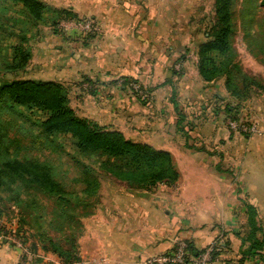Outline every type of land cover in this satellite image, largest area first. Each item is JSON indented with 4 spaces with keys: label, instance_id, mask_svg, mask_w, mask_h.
Segmentation results:
<instances>
[{
    "label": "crops",
    "instance_id": "1",
    "mask_svg": "<svg viewBox=\"0 0 264 264\" xmlns=\"http://www.w3.org/2000/svg\"><path fill=\"white\" fill-rule=\"evenodd\" d=\"M188 1L74 0L68 8L78 16L89 15L100 27L87 42L94 44L84 51L87 58L79 59L84 66L95 67V72L93 79L72 84L75 105L92 102L97 93L114 101L120 115L110 129L131 141L167 151L178 173L174 184L149 190L132 189L102 176L98 203L80 218L82 228L76 241L80 264H144L148 257L169 251L179 241L189 243L194 255L209 246L217 247L210 264L262 263L257 256L240 261V237L247 230L244 202L256 208L262 230L257 236L264 235V140L234 135L221 121L228 115L225 105L236 103L222 80L205 83L198 75L196 52L205 40L204 20L192 30V21L187 20L192 11ZM198 35L202 39L197 44L190 42ZM186 38L188 42H184ZM68 57L74 59V54L70 52ZM112 57L116 65L109 62ZM177 60L180 72L164 78L170 76L168 71ZM155 70L162 76L152 87ZM117 76L136 79L149 90L152 114L137 105L133 108L137 98ZM155 90H164L160 111L154 109ZM172 94L177 109L170 101ZM126 102H130V111L120 105ZM217 102L222 108H215ZM237 110L236 116H252L249 120H259L264 128V94L253 93ZM178 114L185 118L182 125L188 137L177 130ZM199 144L213 147L210 150ZM3 242L13 250L10 243ZM1 250L2 246L0 257ZM51 255L54 264H62ZM0 262L14 264L9 259Z\"/></svg>",
    "mask_w": 264,
    "mask_h": 264
},
{
    "label": "trees",
    "instance_id": "2",
    "mask_svg": "<svg viewBox=\"0 0 264 264\" xmlns=\"http://www.w3.org/2000/svg\"><path fill=\"white\" fill-rule=\"evenodd\" d=\"M6 1L9 6L2 4V12L14 13L23 25L15 36L3 31L0 25V77L28 66L32 58L29 40L37 36L39 25L52 20L54 29L62 19H79L70 9H57L41 0ZM233 8L234 0H213V17L204 32L205 40L197 45L196 69L205 83L223 79L225 91L236 103L225 105L224 111H234V117L237 108L253 93L264 94V87L244 73L236 60ZM177 63L178 60L171 68L174 76ZM174 97L172 94L170 101L177 109ZM4 115L27 119L40 130L37 154L13 147ZM184 119L178 114L177 130L188 137L182 125ZM100 175L142 190L172 185L178 179L170 153L126 139L117 130L76 115L70 107L68 89L60 82L0 78V201L9 198L17 207H27L26 216L40 237V249L57 256L62 264L81 262L76 243L82 228L80 218L89 215L98 203ZM48 201L53 204L51 212L45 208ZM243 206L247 230L240 237V261L257 256L264 264V235L257 236L262 230L256 208L247 202ZM78 210L82 212L79 214ZM188 246L194 255L189 243ZM32 248L35 250V246ZM216 255L213 253V258Z\"/></svg>",
    "mask_w": 264,
    "mask_h": 264
},
{
    "label": "rangeland",
    "instance_id": "3",
    "mask_svg": "<svg viewBox=\"0 0 264 264\" xmlns=\"http://www.w3.org/2000/svg\"><path fill=\"white\" fill-rule=\"evenodd\" d=\"M41 1L45 2L49 6L63 10H66L69 6L74 5V0ZM262 1L263 0H234L233 9L235 32L232 42L237 55L236 60L239 62L242 71L259 80L264 87V5H260ZM2 4L9 6V3H7L6 0H0V6ZM212 4L213 0L188 1V8L192 9V11L187 14V20L191 19L192 30L199 28V20H204V24H202L203 26L201 27L204 31L207 30L208 24L213 17ZM78 17V20L62 19L59 23H57V27L54 29L52 28V20H48V24L46 25H39L37 27V36L29 40L32 58L30 59L28 66L23 71L15 74H2L0 78L6 81L12 79H35L60 82L68 89L70 107L76 115L79 114L82 118L86 117V119L88 118V120L94 121L108 129L114 128V126H116V119L119 118L120 115V110L117 111L115 107H113L114 104L112 105V103H115L114 101L112 102L111 100H107L104 96L97 93L94 99L91 100L92 102L89 103L88 100H85V102L79 106L75 105L76 91L71 89L73 86L72 84L79 81L84 82V78L93 79L95 72L93 70L95 67H87L84 66L83 63H79V59L87 58L84 51L89 49V46L93 47L94 44H90V42L87 44V42L90 38L89 36H91V34L95 31L93 33L84 32L80 29L78 22H91V24L96 28V32H100L99 25L95 23L89 15H80ZM0 25L2 26L1 28L3 31H7L15 36L22 30L23 24L14 13L9 15L8 13L2 12L0 7ZM55 31L56 33H54ZM79 34L84 36L80 37L78 36ZM199 38L202 39L201 36L199 37L198 35L190 42L197 44L199 42ZM15 39L16 38L14 37V40ZM188 41V38L184 39V42ZM70 52L74 54V59H69L68 54H70ZM109 62L116 65L114 64L113 57L112 59L109 58ZM173 71L176 73L180 72V66H178V64L175 65L173 67ZM168 72L170 76L168 75L167 77L166 75V77H164L166 79L170 78L172 75L171 70ZM161 76L160 71L155 70L153 74L154 84L151 82L152 87L159 84ZM116 79L119 80L120 77L117 76ZM135 80L130 78H123V80L120 79L122 84L126 82L124 85L128 87L130 92H132L131 96L133 95L137 98L136 102L134 101L135 105L133 108L137 105V109L142 108L141 110H145L146 114H152L151 93L147 88L144 89L141 83H136ZM220 80L223 81V79H219V81ZM81 87L83 88V83L81 84ZM150 88L151 87H149V89ZM163 91L164 90H155L154 92L155 110L160 111L164 108L161 105L164 99V96L161 94L164 93ZM216 104L215 108H218V106L219 108H222L223 106L219 102ZM120 105L126 106L128 111L131 110L130 102ZM244 112L245 111H243V113ZM234 113L235 112L232 111L230 114L221 118V121H223L228 132L234 135H241L242 137L254 136L264 140V128L263 124L259 122V120L258 122L253 120L250 121L249 119H252L253 117L249 115H247L246 118L243 116L242 119L239 116L233 117L231 114ZM243 119H246L247 121ZM234 120L244 121L246 124H254L257 128V132H259V135L231 130L227 123ZM3 121L9 124L8 134L14 144L13 147H17L22 151L30 152L32 154H37L39 152L41 139L40 130L35 125L27 119L11 118L8 115L3 116ZM133 125L138 126L143 124L133 123ZM65 144H67L66 149H69V143L66 142ZM199 146H206L211 150L212 145L199 144ZM223 154H225V152ZM102 176L104 175H100L99 179H102ZM43 202L45 203L46 200H43ZM41 203V199H38V204ZM45 208L47 212H51L53 204L48 201ZM28 212L29 211L25 205L17 207L14 202L9 200V198L8 201H0V246H2V256L0 257V260L9 259L11 262H14V264H54L51 260L52 255L44 253L40 249V237L37 235V231L32 225L31 219L26 216ZM77 212L81 213L82 210H78ZM48 234L51 236L50 232ZM4 240L5 242L11 244V248L13 247L12 251L8 248L7 244H4ZM33 246H35V250H33ZM11 252L12 254H10Z\"/></svg>",
    "mask_w": 264,
    "mask_h": 264
},
{
    "label": "built area",
    "instance_id": "4",
    "mask_svg": "<svg viewBox=\"0 0 264 264\" xmlns=\"http://www.w3.org/2000/svg\"><path fill=\"white\" fill-rule=\"evenodd\" d=\"M79 23L80 29L86 33L96 32V28L91 24V22ZM77 23V24H78ZM94 32V33H95ZM228 127L233 131L245 132L250 134H257V128L254 124H246L244 121H229L227 123ZM217 247L209 246L202 252L193 255L189 250L187 242L179 241L172 247L169 251L148 257L144 264H210L213 261V253L216 252ZM94 264H98L94 262Z\"/></svg>",
    "mask_w": 264,
    "mask_h": 264
},
{
    "label": "water",
    "instance_id": "5",
    "mask_svg": "<svg viewBox=\"0 0 264 264\" xmlns=\"http://www.w3.org/2000/svg\"><path fill=\"white\" fill-rule=\"evenodd\" d=\"M260 5H261V6H263V5H264V0H263V1L260 3Z\"/></svg>",
    "mask_w": 264,
    "mask_h": 264
}]
</instances>
